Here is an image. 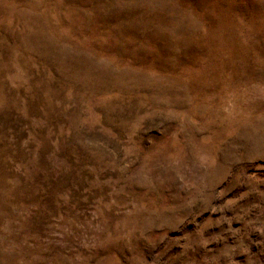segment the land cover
<instances>
[{"label": "rangeland", "instance_id": "1", "mask_svg": "<svg viewBox=\"0 0 264 264\" xmlns=\"http://www.w3.org/2000/svg\"><path fill=\"white\" fill-rule=\"evenodd\" d=\"M0 264H264V0H0Z\"/></svg>", "mask_w": 264, "mask_h": 264}]
</instances>
